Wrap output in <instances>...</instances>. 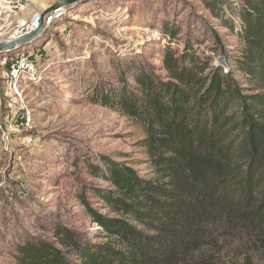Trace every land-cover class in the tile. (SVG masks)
Segmentation results:
<instances>
[{"label": "trees", "instance_id": "trees-1", "mask_svg": "<svg viewBox=\"0 0 264 264\" xmlns=\"http://www.w3.org/2000/svg\"><path fill=\"white\" fill-rule=\"evenodd\" d=\"M242 2L236 70L251 87L189 38L181 54L164 51L165 80L133 61L131 84L95 86L93 104L143 129L152 177L107 158L88 163L107 183L92 189L94 198L114 214L88 208L103 241L57 226L54 243L16 245L12 264H237L230 256L251 264L254 255L264 264V0ZM163 36L170 44L175 34Z\"/></svg>", "mask_w": 264, "mask_h": 264}, {"label": "rangeland", "instance_id": "rangeland-1", "mask_svg": "<svg viewBox=\"0 0 264 264\" xmlns=\"http://www.w3.org/2000/svg\"><path fill=\"white\" fill-rule=\"evenodd\" d=\"M67 1L22 0L18 6L3 0L23 15L46 13L51 21L14 50L0 52V264H12L14 247L25 240L54 243L57 226L103 241L88 208L114 214L94 198L92 189L107 183L89 174L88 163L107 158L152 177L139 145L143 129L93 104L95 86L118 88L122 79L131 84L126 67L133 61L165 80L164 51L181 54L187 38L199 44L197 53L210 56L213 65L225 59L243 80L236 70L243 51L242 0H216L214 9L207 5L212 0ZM60 7L63 12L52 13ZM163 33L175 34L170 44ZM217 41L220 50L212 54ZM18 57L29 58L36 75L21 71L15 93L7 63ZM254 256L251 264H261Z\"/></svg>", "mask_w": 264, "mask_h": 264}, {"label": "built area", "instance_id": "built-area-1", "mask_svg": "<svg viewBox=\"0 0 264 264\" xmlns=\"http://www.w3.org/2000/svg\"><path fill=\"white\" fill-rule=\"evenodd\" d=\"M16 5L21 6L22 0H15ZM16 8V7H15ZM41 20V14L38 12L33 13L30 16L23 15L17 9L7 7L3 5V0H0V44L15 42L26 35L37 30L39 22ZM51 18L45 14L43 18V25H49ZM19 58V57H18ZM15 59L8 65L9 79L15 87V93H17L18 79L21 77V71H24L27 76L35 77L36 72L34 64H31L29 60ZM6 60V59H5ZM228 69H224L226 72Z\"/></svg>", "mask_w": 264, "mask_h": 264}, {"label": "water", "instance_id": "water-1", "mask_svg": "<svg viewBox=\"0 0 264 264\" xmlns=\"http://www.w3.org/2000/svg\"><path fill=\"white\" fill-rule=\"evenodd\" d=\"M83 0H69L66 2L67 5H71V4H75V3H79ZM46 14V13H45ZM45 14H41V20L39 22V25H38V28L36 31L26 35L25 37L15 41V42H12V43H8V44H5V43H2L0 44V52L1 51H4V50H14V48H16L17 46H20L22 45L25 41H27L28 39H30L31 37L35 36L37 33H39L41 31V29H43V18L45 16Z\"/></svg>", "mask_w": 264, "mask_h": 264}, {"label": "bare ground", "instance_id": "bare-ground-1", "mask_svg": "<svg viewBox=\"0 0 264 264\" xmlns=\"http://www.w3.org/2000/svg\"><path fill=\"white\" fill-rule=\"evenodd\" d=\"M43 7H45V5L43 6ZM64 11V8H58V9H56V10H54V12H52V13H60V12H63ZM28 56H31V54H29ZM24 57H19L18 59H23ZM26 60H30L29 58L27 59V58H25Z\"/></svg>", "mask_w": 264, "mask_h": 264}]
</instances>
